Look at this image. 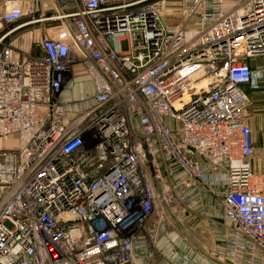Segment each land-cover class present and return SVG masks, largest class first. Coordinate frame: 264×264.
Wrapping results in <instances>:
<instances>
[{
  "label": "built area",
  "instance_id": "built-area-1",
  "mask_svg": "<svg viewBox=\"0 0 264 264\" xmlns=\"http://www.w3.org/2000/svg\"><path fill=\"white\" fill-rule=\"evenodd\" d=\"M50 1L61 24L37 54L0 46V141L15 140L0 146V264H139L135 241L175 207L217 208L214 254L264 264L247 113L264 0H181L194 37L163 0Z\"/></svg>",
  "mask_w": 264,
  "mask_h": 264
},
{
  "label": "crops",
  "instance_id": "crops-1",
  "mask_svg": "<svg viewBox=\"0 0 264 264\" xmlns=\"http://www.w3.org/2000/svg\"><path fill=\"white\" fill-rule=\"evenodd\" d=\"M135 1L138 0H115V3L126 4ZM163 1L169 6L168 9L164 8L163 12L165 24L184 25L187 35L194 36L198 30L197 23L195 20L184 22L185 19L179 13L181 0ZM9 5H18L22 10V18L16 23L9 24L1 20L2 13ZM60 24L57 9L50 0H0V46H3L5 39L10 38L8 47L14 59L37 54L41 40L54 36ZM248 93L251 98L260 95L257 92ZM205 211V215H200L175 207L173 223L166 221L157 229L146 227V236L134 243L138 263L226 264L214 254L213 235L224 227L219 223V218L217 219L218 209L208 207ZM148 234L152 237H148Z\"/></svg>",
  "mask_w": 264,
  "mask_h": 264
},
{
  "label": "rangeland",
  "instance_id": "rangeland-1",
  "mask_svg": "<svg viewBox=\"0 0 264 264\" xmlns=\"http://www.w3.org/2000/svg\"><path fill=\"white\" fill-rule=\"evenodd\" d=\"M164 6L165 8L167 7V9L169 8V6L167 5ZM170 8L175 9L174 6L173 7L170 6ZM174 15L175 14H171V16ZM184 22L188 23L186 20H184ZM198 30L196 31L195 35L197 34ZM9 42H10V38L9 39L7 38L3 41V45L8 47ZM258 93L260 94L258 97H254V98L252 97V105L248 108L247 113L249 116L251 139L253 146V154L251 157L252 164L256 171L264 172V88L258 91L257 94ZM0 146L13 147L15 146V140H13V138L4 139L0 141Z\"/></svg>",
  "mask_w": 264,
  "mask_h": 264
},
{
  "label": "water",
  "instance_id": "water-1",
  "mask_svg": "<svg viewBox=\"0 0 264 264\" xmlns=\"http://www.w3.org/2000/svg\"><path fill=\"white\" fill-rule=\"evenodd\" d=\"M10 30H11V29H10ZM10 30H9V31H10Z\"/></svg>",
  "mask_w": 264,
  "mask_h": 264
}]
</instances>
